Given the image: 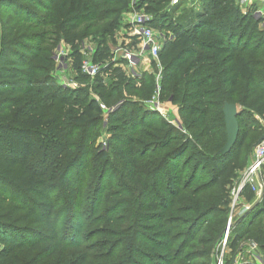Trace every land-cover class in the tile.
I'll return each mask as SVG.
<instances>
[{
  "label": "trees",
  "instance_id": "obj_1",
  "mask_svg": "<svg viewBox=\"0 0 264 264\" xmlns=\"http://www.w3.org/2000/svg\"><path fill=\"white\" fill-rule=\"evenodd\" d=\"M197 2L0 0V264H215L247 149L264 134V15ZM134 11L166 31L157 79L115 67L110 41ZM88 38L96 75L117 79L95 84L98 98L55 75L64 43L78 79L89 78ZM157 88L178 105L180 127L148 104ZM100 103L109 148L95 146ZM225 103L238 107L239 134L224 154ZM254 196L249 185L240 193ZM259 203L232 222L231 255L251 241L264 256Z\"/></svg>",
  "mask_w": 264,
  "mask_h": 264
},
{
  "label": "rangeland",
  "instance_id": "obj_2",
  "mask_svg": "<svg viewBox=\"0 0 264 264\" xmlns=\"http://www.w3.org/2000/svg\"><path fill=\"white\" fill-rule=\"evenodd\" d=\"M186 1V5L184 6L185 8H188L192 5H196V8H198L199 2H194L193 0H184ZM194 2V3H193ZM252 11H254L252 9ZM125 21L129 22L127 19V16L125 17ZM123 20V23L125 22ZM156 31L160 32V34H166V31L161 29L160 26H155L154 27ZM114 42L110 41V48L114 51L115 54V67H120L121 70L128 76L134 77L137 75H141L144 73L152 74L155 76V78H159V72H160V66L157 65H152L153 62V56H151L148 53H142L139 40L136 36L133 35V27L131 25L130 28H124L120 27L115 33H114ZM164 36L162 40V44L164 45ZM162 45V47H163ZM97 47V43L91 38L85 39L81 45V51L83 53V61L85 60H93V54L94 51ZM71 47L66 46L64 43H62L59 48L57 49L56 52V63H55V75L59 76V83L63 86H66L68 88H89L90 90V95L92 97L98 98L96 96V92L98 88H95L94 85L98 84L99 82L102 83L104 86L107 87L109 84H117V79L113 73H103V74H98L94 77L89 76L88 79L81 81L78 79L76 76V73L71 69L70 63H69V53H70ZM131 51L134 54V57L132 60H128L126 58V52ZM120 62V63H118ZM102 69V68H101ZM93 87V88H92ZM160 88H157V91L155 92V97H153L149 101L150 106H156L157 108L160 109L162 107L165 111V113H162L161 110H158L160 114H162L166 119L171 122L173 125L180 127L181 126V119L178 114V105L173 104L171 99H168L165 97L164 101H159V96H160ZM127 94H124V98L127 97ZM131 98V97H130ZM132 99L138 100V97L132 96ZM158 104V105H157ZM116 105V104H115ZM112 109V108H111ZM110 109V110H111ZM155 109V107H154ZM108 112V111H107ZM104 112V117H103V122L101 123V126L99 127L98 131V139L95 141V146H101V148H109L107 142L110 139L111 133H109V129L107 128V120H108V113ZM250 121L247 122V124ZM260 123L263 125L264 129V121L261 120ZM252 126V132H251V140L250 142H254L260 133V130L257 125L253 124ZM250 126V125H249ZM248 151L247 149V159L245 163V170L248 168V166L253 162L255 158V150ZM245 153V154H246ZM244 154V155H245ZM243 163V159L241 161ZM243 172V173H244ZM260 177L263 178L264 180V166L260 170ZM264 185V184H263ZM264 190V187H263ZM263 192V191H262ZM255 196L253 197L252 200L248 201L247 199L240 197L236 203V210L233 211V221L241 215L244 212H247L250 210L256 203L257 205L260 204L261 200L263 199L264 193L257 194L254 193ZM232 211V209H231ZM231 215V214H230ZM230 218V217H229ZM229 221V220H228ZM232 221V222H233ZM228 223L225 229H227ZM231 231V228H230ZM249 247L243 248L242 250L238 251L235 255L230 254V249L227 250V254L224 258L225 264H231L234 259L237 258L236 264H264V256L261 255L258 252H251L249 254ZM241 251H244L245 253L247 252L246 256H244L242 259L238 258L239 253ZM218 262V257H216L215 264Z\"/></svg>",
  "mask_w": 264,
  "mask_h": 264
},
{
  "label": "built area",
  "instance_id": "obj_3",
  "mask_svg": "<svg viewBox=\"0 0 264 264\" xmlns=\"http://www.w3.org/2000/svg\"><path fill=\"white\" fill-rule=\"evenodd\" d=\"M180 0H172V4H177ZM238 5L242 10H254V14L256 16L264 15V0H236ZM129 23L133 27V35L136 36L139 40L140 48L142 53H148L153 56L154 59L158 58L159 52L162 48V40L165 35L160 34V32L156 31L155 28L151 25V21L153 19L152 15L144 12V11H134L127 16ZM134 54L131 51L126 52V58L128 60H132ZM102 64L96 63L93 60H85L82 62L81 69L84 74H87L91 77H94L98 71L101 69ZM158 105V104H157ZM101 108L104 112L109 111V108L100 103ZM159 109L156 106L153 108ZM255 150V158L253 162L248 166L246 171L243 173L239 184L233 188L232 190V211L228 221V227L225 229L224 235L221 237L219 241V254H218V262L217 264H225L224 258L227 254V250L229 249V234L230 228L233 221V211L236 209V203L240 198V193L242 189L249 185L252 188V191L257 194L264 193V180L260 177V170L264 166V139L261 143L254 148ZM263 191V192H262ZM248 247L250 248L249 254L251 252H257V244L255 242H249ZM247 252L241 251L239 253L240 259L246 256ZM237 258L232 261L231 264H236Z\"/></svg>",
  "mask_w": 264,
  "mask_h": 264
},
{
  "label": "water",
  "instance_id": "obj_4",
  "mask_svg": "<svg viewBox=\"0 0 264 264\" xmlns=\"http://www.w3.org/2000/svg\"><path fill=\"white\" fill-rule=\"evenodd\" d=\"M158 111V109H156ZM225 116V127L227 133V141L225 146L221 149L222 153L229 152L235 144L239 134V123L237 120L238 107L236 104L225 103L223 108ZM264 139V134L255 143L254 148L257 147ZM225 233V230L219 235L221 238Z\"/></svg>",
  "mask_w": 264,
  "mask_h": 264
},
{
  "label": "crops",
  "instance_id": "obj_5",
  "mask_svg": "<svg viewBox=\"0 0 264 264\" xmlns=\"http://www.w3.org/2000/svg\"><path fill=\"white\" fill-rule=\"evenodd\" d=\"M57 78L59 79V76L58 75H57ZM158 110H161L162 113H165V111H164V109L162 107H160V109H158Z\"/></svg>",
  "mask_w": 264,
  "mask_h": 264
}]
</instances>
